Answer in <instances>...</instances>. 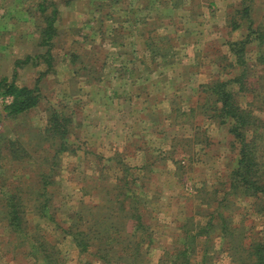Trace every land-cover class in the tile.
I'll return each instance as SVG.
<instances>
[{
    "label": "rangeland",
    "instance_id": "374dc122",
    "mask_svg": "<svg viewBox=\"0 0 264 264\" xmlns=\"http://www.w3.org/2000/svg\"><path fill=\"white\" fill-rule=\"evenodd\" d=\"M55 1L60 17L52 67L29 63L19 68L17 78L19 85L39 89V104L10 116L5 108L11 96L0 94V198L10 187L21 190L28 218L53 235L61 264H78L89 257L61 227L120 191L115 185L119 159L132 165L135 175L136 167L147 163L153 166L143 185L153 196L146 200L154 209L155 242L145 246L149 254L138 263L168 264L164 252L173 254L170 245L195 225L203 235L195 239L192 264H206L205 254L207 264H253L249 247L264 243V213L250 198L230 194L239 146L228 126L200 113L198 90L232 70L228 43L245 35L249 25L238 14L243 24L232 29L228 21L235 9L252 2L253 17L264 21V0H170L175 23L160 31L173 36L176 55L161 76L153 65L148 71L140 63V58L149 60L141 33L147 36V29L168 21L165 9L152 10L149 0ZM36 3L0 0V78L12 79L17 59L46 52ZM239 99L245 104L248 97ZM50 107L75 115L64 151L45 132ZM43 176L54 182L44 190L39 185ZM46 197L47 212L39 215ZM5 221H0V264H44L23 253L26 239L17 244ZM133 225L130 220L128 230ZM34 235L38 239L44 232Z\"/></svg>",
    "mask_w": 264,
    "mask_h": 264
},
{
    "label": "trees",
    "instance_id": "16d2710c",
    "mask_svg": "<svg viewBox=\"0 0 264 264\" xmlns=\"http://www.w3.org/2000/svg\"><path fill=\"white\" fill-rule=\"evenodd\" d=\"M186 1L182 0V3ZM149 6L153 8L152 10L160 7L161 11L165 9L164 12H169L168 21L161 19L155 29H147V36L144 32L141 33L144 36V49L148 52L149 60L140 58V63L145 65L148 71L151 70L150 65H153L152 71H159L161 76L163 66L174 62L176 55L173 36L163 35L160 31L175 23L171 13L174 8L170 0L166 2L149 0ZM36 7L43 20L40 44L46 48V52L28 54L25 58L17 59L12 79L10 80L8 76L0 78V94L11 96V101L5 108L10 116L29 112L40 102L39 89L17 83L19 68L29 63L37 65L40 62L47 63L49 69L52 67L54 41L59 33L57 25L60 17L59 3L55 0H37ZM235 10L233 12L235 16H231L228 21L229 25L234 31L240 29L243 24L237 18L240 14V20L249 22L247 33L240 39L228 43L229 50L234 55V62L228 65L232 67V70L220 73L224 78L217 77L205 86L201 85L198 90V108L200 113L208 116L210 120L228 126L238 143L239 157L231 172L230 194L250 198L252 204L261 206L260 212L264 213V161L262 160L264 158V21H257L253 17L252 2L251 5H243L241 10L238 8ZM27 11L33 13V10ZM148 22V19H144V24L148 25ZM152 31H157V34L151 35ZM129 62L135 65L137 60L131 58ZM240 95L248 97L245 104L240 101ZM63 111L64 107L49 108V125L45 131L52 140H56L57 148L61 151L69 146L67 136L70 131V122L75 121L74 113L68 115ZM117 163L121 173L117 177L118 184L115 183V185L120 191L111 195L107 202L101 200L97 204L88 206V210L77 212L69 226L61 227L64 234L73 238L80 252L88 255L89 258L81 260L80 264H95V262L145 264L142 261L138 263V258L148 255L149 251L145 246L150 247L155 242L153 229L151 230L153 225L151 220L155 217L154 209L148 208L146 200V197H149L152 201L153 196L144 190L143 185V181L149 179L148 174L153 165L148 166L146 163L136 167L135 175L133 166L126 160L119 159ZM53 183L50 177L43 176L39 185L44 190ZM20 191L16 187H10L8 194L2 195L0 201L3 207L0 210V216L3 219L0 221L6 220L5 222L16 236L14 240L17 244H19V238L26 239L27 249L23 253L26 255L31 253L41 258L44 264H61L63 257L59 254V247L53 242V235L48 234L42 225L31 222L27 216L28 211L25 209L27 208L25 198ZM42 201L37 214L44 216L47 212L48 198ZM130 220L134 221L132 230L127 228ZM198 227L194 225L182 230L185 232L175 239L174 245H170V248L173 246L176 249L174 253L164 252L163 256L168 264L175 263L177 259L180 261L179 264H192L191 257L196 250L195 239L203 235L198 231L200 230ZM37 230L39 233L44 232V237L37 239L34 235ZM17 248L15 247L16 251ZM250 250L255 258L253 264H264V243L254 241L249 247ZM191 253H193L192 256ZM206 256L207 254L203 256V261L207 264Z\"/></svg>",
    "mask_w": 264,
    "mask_h": 264
}]
</instances>
